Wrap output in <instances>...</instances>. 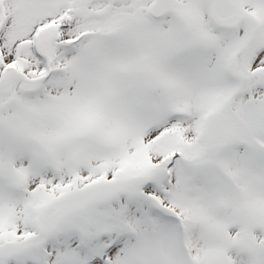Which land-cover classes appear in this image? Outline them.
Listing matches in <instances>:
<instances>
[{
    "label": "snow or ice",
    "instance_id": "6c2138e0",
    "mask_svg": "<svg viewBox=\"0 0 264 264\" xmlns=\"http://www.w3.org/2000/svg\"><path fill=\"white\" fill-rule=\"evenodd\" d=\"M0 264H264V0H0Z\"/></svg>",
    "mask_w": 264,
    "mask_h": 264
}]
</instances>
